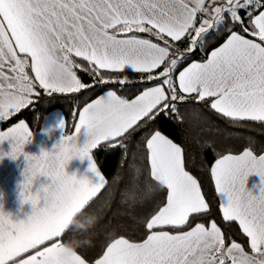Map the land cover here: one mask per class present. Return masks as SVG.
Here are the masks:
<instances>
[{"label":"snow or ice","instance_id":"6c2138e0","mask_svg":"<svg viewBox=\"0 0 264 264\" xmlns=\"http://www.w3.org/2000/svg\"><path fill=\"white\" fill-rule=\"evenodd\" d=\"M210 44L217 46L207 51ZM198 51L206 58L196 60ZM125 71L139 76L131 97L120 94ZM40 90L85 99L73 109L74 131L65 134L58 121L59 142L39 156L23 152L32 137L24 120L0 131V143L10 141L4 155L24 156L21 202L32 205L17 222L0 211V264H264V149L221 154L211 141L201 145L217 157L210 179L218 213L238 225L225 232L187 169L186 143L170 138L186 116L199 124L204 109L234 126H264V0H0V120L33 104ZM137 136L146 164L132 165L123 197L140 205L134 219L143 230L138 238L113 230L95 259L67 250L65 223L106 187L90 152L126 150ZM73 158L88 159L95 182L65 172ZM250 174L260 178L257 194L245 187ZM40 175L50 183L34 193Z\"/></svg>","mask_w":264,"mask_h":264},{"label":"trees","instance_id":"16d2710c","mask_svg":"<svg viewBox=\"0 0 264 264\" xmlns=\"http://www.w3.org/2000/svg\"><path fill=\"white\" fill-rule=\"evenodd\" d=\"M153 39L155 38L153 37ZM214 46L217 45L210 44L207 51H211ZM202 57L206 58L205 52L198 51L194 58L200 60ZM183 66H186V64ZM26 70L30 73L28 68ZM75 71L83 82L91 81L86 72L79 69ZM124 75L128 77L129 83L120 94L131 97L136 92L133 85L139 81V76L130 71H125ZM85 91L81 90V92ZM100 94L102 92L97 90L89 95L90 98L94 99L96 95ZM32 99L33 104L21 109L20 112L13 113L5 120H0V131L20 120H24L32 133L38 132L43 118L52 111H59L65 120V134H70L74 130V121L78 118V113H74L73 109L82 106L85 97L80 93L48 96L43 93V90H40L39 99H36V97H32ZM202 111L204 119L199 124L186 116L182 129H177L170 138H173L176 142L186 143L187 169L201 182L203 192L212 206V216L216 218L218 226L221 227L222 231L227 232L226 225L231 223L232 227L238 230V225H235L234 222H223L218 213L219 200L210 179V167L217 157L212 148L207 146L202 148L201 145L204 141H211L221 154H227L228 152L238 154L245 146L251 147L259 153L261 149H264V126L254 122H246L248 126L238 127L219 119L207 109ZM175 126L176 122L173 121L172 127L175 128ZM181 131H183L184 137L181 136ZM138 140L139 137L137 136L125 141L126 150L121 149L119 146L113 149L101 145L90 152V156L93 157V162L97 164L98 170L106 177V187L97 194V197L93 198L88 210L74 215L65 228L66 232L63 237L65 248L71 251L78 250L95 259L98 258L99 254H102L103 246L113 230L129 238H138L139 232L143 228L142 225L137 224L134 217H139L141 207L139 204H133L131 201L125 200L123 197L125 184L130 173L134 171L132 165L146 164V161L142 162L137 155L139 151L137 148ZM122 155L126 158L121 166L119 160ZM153 198H159V194H154ZM121 224L124 227H120ZM237 239L239 241L238 237Z\"/></svg>","mask_w":264,"mask_h":264},{"label":"crops","instance_id":"0c3cea01","mask_svg":"<svg viewBox=\"0 0 264 264\" xmlns=\"http://www.w3.org/2000/svg\"><path fill=\"white\" fill-rule=\"evenodd\" d=\"M30 73L31 70L28 68ZM5 71H7L5 69ZM26 72H28L26 70ZM34 78V77H33ZM78 119V118H77ZM64 120L62 114L59 111H52L47 114L43 120L40 130L32 133L31 141L25 143L23 146V152L32 156H39L41 150L50 151L53 145L57 144L60 140L61 132L57 128L58 121ZM18 123V122H17ZM15 123V124H17ZM11 125L10 127L14 126ZM9 128V127H8ZM6 129L2 131H6ZM74 131V130H73ZM86 140L83 130L77 137V144L83 145ZM10 151V141L5 140L0 143V154L8 153ZM88 159L80 160L79 158H73L65 166V172L68 175L75 174L78 179L87 178L90 182H95V175L88 170ZM26 167V161L24 156L21 155L16 159H12L8 155H3L0 158V211L9 215L14 221L26 220L29 215L32 214V205L30 203H22L21 200V185L24 181V169ZM50 183L49 178L40 175L33 180L31 190L35 193L41 186ZM260 186V178L256 174H250L245 182V187L253 194H257ZM39 206H43V201ZM72 217H69L65 223L66 228L71 222ZM65 248V247H64ZM67 249V248H66ZM71 251L70 249H67Z\"/></svg>","mask_w":264,"mask_h":264},{"label":"clouds","instance_id":"9594fccd","mask_svg":"<svg viewBox=\"0 0 264 264\" xmlns=\"http://www.w3.org/2000/svg\"><path fill=\"white\" fill-rule=\"evenodd\" d=\"M3 155H4V154H0V158H2V157H3ZM0 196H2V193H0Z\"/></svg>","mask_w":264,"mask_h":264},{"label":"rangeland","instance_id":"374dc122","mask_svg":"<svg viewBox=\"0 0 264 264\" xmlns=\"http://www.w3.org/2000/svg\"><path fill=\"white\" fill-rule=\"evenodd\" d=\"M217 2H220V0H217Z\"/></svg>","mask_w":264,"mask_h":264}]
</instances>
